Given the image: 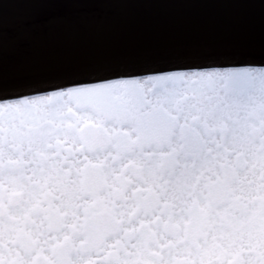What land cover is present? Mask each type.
<instances>
[{
  "label": "snow or ice",
  "instance_id": "obj_1",
  "mask_svg": "<svg viewBox=\"0 0 264 264\" xmlns=\"http://www.w3.org/2000/svg\"><path fill=\"white\" fill-rule=\"evenodd\" d=\"M0 264H264V62L0 92Z\"/></svg>",
  "mask_w": 264,
  "mask_h": 264
},
{
  "label": "water",
  "instance_id": "obj_2",
  "mask_svg": "<svg viewBox=\"0 0 264 264\" xmlns=\"http://www.w3.org/2000/svg\"><path fill=\"white\" fill-rule=\"evenodd\" d=\"M264 62V0H0V92Z\"/></svg>",
  "mask_w": 264,
  "mask_h": 264
}]
</instances>
